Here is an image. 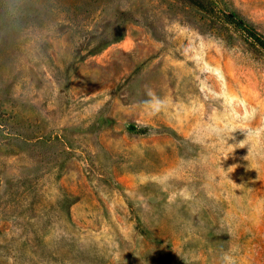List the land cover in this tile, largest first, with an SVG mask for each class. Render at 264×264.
Here are the masks:
<instances>
[{
    "label": "rangeland",
    "instance_id": "rangeland-1",
    "mask_svg": "<svg viewBox=\"0 0 264 264\" xmlns=\"http://www.w3.org/2000/svg\"><path fill=\"white\" fill-rule=\"evenodd\" d=\"M222 10L264 34V0H0V264H264V48Z\"/></svg>",
    "mask_w": 264,
    "mask_h": 264
},
{
    "label": "trees",
    "instance_id": "trees-1",
    "mask_svg": "<svg viewBox=\"0 0 264 264\" xmlns=\"http://www.w3.org/2000/svg\"><path fill=\"white\" fill-rule=\"evenodd\" d=\"M222 12L229 20L240 27L244 32L247 33L249 37H251L255 42H257L264 48V34L262 32L240 18L237 14L226 10H222Z\"/></svg>",
    "mask_w": 264,
    "mask_h": 264
},
{
    "label": "clouds",
    "instance_id": "clouds-1",
    "mask_svg": "<svg viewBox=\"0 0 264 264\" xmlns=\"http://www.w3.org/2000/svg\"><path fill=\"white\" fill-rule=\"evenodd\" d=\"M147 96L149 99L145 101L147 107L155 114L163 111L166 107V101L156 96L155 93L151 90H147Z\"/></svg>",
    "mask_w": 264,
    "mask_h": 264
}]
</instances>
